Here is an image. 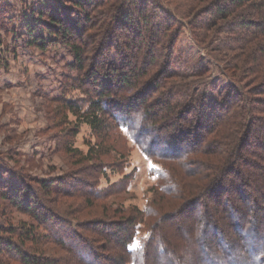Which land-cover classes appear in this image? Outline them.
<instances>
[{"label": "trees", "instance_id": "1", "mask_svg": "<svg viewBox=\"0 0 264 264\" xmlns=\"http://www.w3.org/2000/svg\"><path fill=\"white\" fill-rule=\"evenodd\" d=\"M166 4L76 0L75 16L45 1L82 93L67 108L96 141L86 152L65 143L70 168L35 190L10 181L9 202L31 222L0 224V264H264V100L249 95H264V0L186 6L197 45L226 35L232 46L224 73L236 89L219 98L181 81L184 23ZM129 138L159 166L144 209L124 203L131 174L100 185Z\"/></svg>", "mask_w": 264, "mask_h": 264}, {"label": "rangeland", "instance_id": "2", "mask_svg": "<svg viewBox=\"0 0 264 264\" xmlns=\"http://www.w3.org/2000/svg\"><path fill=\"white\" fill-rule=\"evenodd\" d=\"M45 1L46 9L53 11L61 4L79 16L74 7L76 0H0V224L6 230L11 224L31 222L7 198L11 196L8 184L12 179L29 183L35 190L36 181L59 178L70 168L71 161L62 152L65 143L72 141V147L86 152L88 144L96 141L87 125L75 126L76 118L67 108L66 101L75 103L82 93L73 87L76 74L69 69L73 62L69 50L59 43V37L49 34L45 28L50 21L39 13L45 11ZM193 1L167 0L166 4L184 23L176 44L179 77L198 91L219 98L224 92L232 93L236 89L224 73L232 46L227 43L230 41L226 35L206 47L195 43L190 29L191 24L197 23L195 14L187 17L186 13L187 4ZM249 95L255 101L264 100V95ZM74 128L77 135L71 139ZM122 133L127 136L126 129ZM128 140L121 142L118 148L125 153L121 158L123 166L107 170L100 185L105 187L131 174L124 203L144 209L159 166L130 138ZM236 196L234 194L232 202L239 205ZM182 219V227L186 229L187 216ZM219 221L222 225L224 220L219 217ZM139 238L135 239L133 247L140 246Z\"/></svg>", "mask_w": 264, "mask_h": 264}]
</instances>
